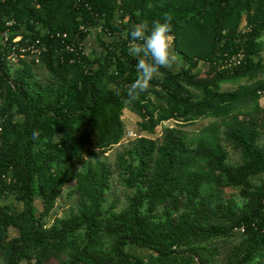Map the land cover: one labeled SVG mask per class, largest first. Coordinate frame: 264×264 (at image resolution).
<instances>
[{
	"label": "trees",
	"instance_id": "16d2710c",
	"mask_svg": "<svg viewBox=\"0 0 264 264\" xmlns=\"http://www.w3.org/2000/svg\"><path fill=\"white\" fill-rule=\"evenodd\" d=\"M169 16L177 69L124 103L133 25ZM6 22L10 39L49 47L9 65L0 45V264H264V0H0V32ZM58 32L97 48L67 54ZM239 49L243 62L225 66ZM124 110L141 133L176 126L130 140L110 163L99 156L126 135ZM206 119L192 136L181 129ZM63 196L68 214L49 223Z\"/></svg>",
	"mask_w": 264,
	"mask_h": 264
},
{
	"label": "clouds",
	"instance_id": "9594fccd",
	"mask_svg": "<svg viewBox=\"0 0 264 264\" xmlns=\"http://www.w3.org/2000/svg\"><path fill=\"white\" fill-rule=\"evenodd\" d=\"M171 17L162 23L155 21L149 31L145 24L133 25L130 31L131 42L128 53L136 58L137 78L129 86L124 103L131 104L141 93L148 91L150 81L160 75V69H173L179 63V57L174 51V36ZM34 138L38 132L33 133Z\"/></svg>",
	"mask_w": 264,
	"mask_h": 264
},
{
	"label": "rangeland",
	"instance_id": "374dc122",
	"mask_svg": "<svg viewBox=\"0 0 264 264\" xmlns=\"http://www.w3.org/2000/svg\"><path fill=\"white\" fill-rule=\"evenodd\" d=\"M243 28V27H241ZM97 32V31H96ZM91 40H88L89 42L87 43V52L88 50L92 51V50H96L97 48V41L95 39V37H92V38H89ZM263 40V50L262 52L260 53L259 55V59L261 60V62L264 64V36L262 38ZM178 65V64H177ZM177 65L173 68L174 70L177 69ZM206 67L203 66V65H200L198 70H204ZM41 69H38L37 72H40ZM263 75H260L259 78H262ZM250 82L249 81H242L240 82V84H249ZM238 84H235V85H231V84H224L222 85V90H233L235 88H237ZM259 104L264 107V98H260L259 100ZM122 120H123V123H124V126H125V131H126V135L124 136L123 140L121 141V143L115 147H113L111 150H109L107 153L105 154H102L99 156V158H103L105 159L106 161L110 162V163H113L114 160H115V155L118 151L121 150L122 146L125 145L127 142H129L130 140H133L135 139L136 137H146V138H159L162 134V129L164 126H167V127H175L176 124L173 120H170V121H167V122H164L163 124H161L160 126H158L155 130V133L153 135H149L147 133H144V132H139V128H138V122H139V119L134 115L132 114L130 111L128 110H124L123 113H122ZM209 122V120H200V121H197L193 124H189V125H186V126H182L181 129L183 131H185L188 135L192 136L196 133H198V131L205 125H207ZM229 158H230V161L231 162H235L237 160V156L236 154H234L231 150L229 151ZM92 159V158H90ZM68 186L65 187L63 189V192L62 194L65 195L66 191L68 190ZM226 193L228 195H233L234 198L237 199V192L235 191H232V190H228L226 191ZM114 194L116 196H118V198L121 200V204H120V208L123 207L124 203H123V196L126 195V192L125 190L122 188L121 185H119L118 183H116L115 187H114ZM2 204H9L12 208V210H15V211H19L21 209V205L16 203V201L14 200L13 197H9L8 199H5L3 201H1ZM69 200H67L65 198V196H63L62 198L58 199L57 202H56V206L55 208L53 209V211L51 212V215L50 217L48 218V222L49 223H52L53 219L55 217H63V216H66L69 212ZM11 235H15V232L14 231H11L10 232ZM131 251L135 252V253H138V254H141L142 256H146L147 255V251H141V250H137V249H130ZM24 264V263H22Z\"/></svg>",
	"mask_w": 264,
	"mask_h": 264
},
{
	"label": "built area",
	"instance_id": "2783aa9c",
	"mask_svg": "<svg viewBox=\"0 0 264 264\" xmlns=\"http://www.w3.org/2000/svg\"><path fill=\"white\" fill-rule=\"evenodd\" d=\"M12 22L5 23V30L0 32V45L4 50V60L9 65H17L20 60H29L31 58H37L42 54L48 51V45L44 44L39 38L33 39L30 33H27L26 36H23L21 33H17L16 36L10 39V27ZM243 29V28H241ZM84 32L89 30L88 28H81ZM95 31L99 32V28H96ZM45 34V32H44ZM50 39H53V35H49ZM55 38L59 39L62 45L61 51L66 52L67 54H73L75 57L84 56L87 54V51L83 45H77L76 43L67 42L66 33H56ZM244 59V53L242 49H239L235 54L227 57L224 60L225 66H239ZM73 62V59L70 60V63Z\"/></svg>",
	"mask_w": 264,
	"mask_h": 264
},
{
	"label": "crops",
	"instance_id": "0c3cea01",
	"mask_svg": "<svg viewBox=\"0 0 264 264\" xmlns=\"http://www.w3.org/2000/svg\"><path fill=\"white\" fill-rule=\"evenodd\" d=\"M88 40H91V39H88ZM88 40H87V42H86V44H85V47H87V43L89 42ZM86 49H87V48H86ZM88 52H90V50H88Z\"/></svg>",
	"mask_w": 264,
	"mask_h": 264
}]
</instances>
